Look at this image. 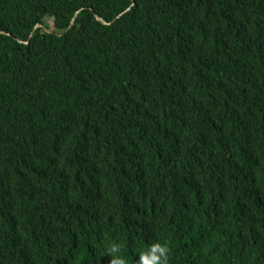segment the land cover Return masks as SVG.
<instances>
[{
	"label": "trees",
	"instance_id": "trees-1",
	"mask_svg": "<svg viewBox=\"0 0 264 264\" xmlns=\"http://www.w3.org/2000/svg\"><path fill=\"white\" fill-rule=\"evenodd\" d=\"M163 248L264 264V0H0V264Z\"/></svg>",
	"mask_w": 264,
	"mask_h": 264
},
{
	"label": "clouds",
	"instance_id": "clouds-1",
	"mask_svg": "<svg viewBox=\"0 0 264 264\" xmlns=\"http://www.w3.org/2000/svg\"><path fill=\"white\" fill-rule=\"evenodd\" d=\"M159 247V246H157ZM113 250H116L115 248ZM167 249L166 248H163L160 250V257H156V259H153V264H159V260L160 258H163L165 261H166V253H167ZM142 261H143V264H144V257L141 258Z\"/></svg>",
	"mask_w": 264,
	"mask_h": 264
},
{
	"label": "water",
	"instance_id": "water-1",
	"mask_svg": "<svg viewBox=\"0 0 264 264\" xmlns=\"http://www.w3.org/2000/svg\"><path fill=\"white\" fill-rule=\"evenodd\" d=\"M75 20H76V19H74V21L72 22V24H71L69 30L72 29V27L75 25ZM98 20H100V18H98ZM100 21H101V20H100ZM104 23H105V22H104ZM43 27H44V26L39 25V26H37L36 30H37L38 28H43ZM32 36H33V35H32ZM32 36H31V38H32Z\"/></svg>",
	"mask_w": 264,
	"mask_h": 264
},
{
	"label": "rangeland",
	"instance_id": "rangeland-1",
	"mask_svg": "<svg viewBox=\"0 0 264 264\" xmlns=\"http://www.w3.org/2000/svg\"><path fill=\"white\" fill-rule=\"evenodd\" d=\"M49 23H51V25H53V23L51 21Z\"/></svg>",
	"mask_w": 264,
	"mask_h": 264
}]
</instances>
